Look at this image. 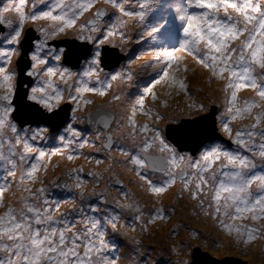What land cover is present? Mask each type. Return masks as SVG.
<instances>
[{
  "label": "snow or ice",
  "instance_id": "1",
  "mask_svg": "<svg viewBox=\"0 0 264 264\" xmlns=\"http://www.w3.org/2000/svg\"><path fill=\"white\" fill-rule=\"evenodd\" d=\"M100 2L31 0L30 12L25 11L28 0H6L0 5V33L7 29L0 40V264H120L122 259L126 264H147L155 249L129 237L128 230L135 232L139 226L144 234L149 225L170 220L176 209H165L161 198L177 182L181 187L174 193L175 199L188 193L200 214L214 221L232 243L247 246L264 239V166L257 171L253 158L258 155L264 161V104L256 100L240 103L237 96L241 89L251 88L264 101V5L253 0H180L174 5L172 19L161 15L146 29L153 40L161 36L176 39L175 45L161 44L154 51L160 72L132 105V117L139 110L151 123L137 125L129 117V130L121 137L129 143L114 141L105 134L103 149L125 158L118 161L109 156L114 165L134 173L145 195L155 198L151 210L146 211L145 204L118 179L112 186L117 187L126 203L115 198L109 201L104 191L86 193L85 179L80 176L82 168L68 169L45 186L40 173L47 174L53 156L71 162L79 158L80 149L96 147L94 142L82 139L84 133L74 127L85 120L78 113L92 103L84 99L85 93L104 97L114 81L133 78L130 71L105 72L115 53L106 52L103 46L109 43L113 49L123 51L122 45L109 37L119 34L122 41L126 40L123 30L128 21L142 25L153 11L152 0H133L134 9L129 0H103L105 7L96 8L92 18L77 29L79 18ZM41 20L50 23L30 30L36 33L34 36L26 32V24ZM69 30H74V43H50L67 36ZM185 56L212 77L224 78L228 73L223 88L225 109L219 115L213 110L214 101L194 102L187 112L181 109L179 114L162 113L154 107L145 110V97L151 94L155 102L153 87L162 81L170 86L178 84L186 96H191L185 80L176 75ZM257 67L262 70L258 75ZM60 83L66 87H60ZM120 100L121 95L113 93L108 102ZM62 104L71 107L65 109ZM163 107L167 108V103ZM253 109L260 111L253 113ZM193 112L197 118L186 119ZM238 118H250L253 123L233 135L230 125ZM87 119L93 122L90 115ZM101 119L109 128L111 118L101 115ZM216 121L220 131L237 146L235 149L206 143L218 139L210 127ZM116 126L123 124L117 121ZM100 135L98 132L97 139ZM41 140L52 143L40 146L36 142ZM185 144L193 145V153L200 152L199 158L178 151ZM217 162L218 167H214ZM157 173L160 179L154 180ZM65 177L74 183L69 184ZM36 183L41 187L33 189L30 185ZM209 187L210 194L205 191ZM13 188L16 200L6 204L5 193ZM53 188L69 195L55 199L50 193ZM61 204L72 207L57 216ZM125 212L131 213L132 219L122 223ZM245 220L251 223H236ZM179 228L177 222L169 236L178 235ZM199 235L190 232L191 239ZM120 237L128 242L123 256L120 253L125 244ZM191 247L187 242L179 247L173 243L169 254L185 257L176 264H196L195 258L191 262L186 258Z\"/></svg>",
  "mask_w": 264,
  "mask_h": 264
},
{
  "label": "rangeland",
  "instance_id": "2",
  "mask_svg": "<svg viewBox=\"0 0 264 264\" xmlns=\"http://www.w3.org/2000/svg\"><path fill=\"white\" fill-rule=\"evenodd\" d=\"M5 2L6 0L3 1V3ZM45 2H47V0H45ZM66 2H71V0H66ZM173 2L174 4H177L180 2V0H152L153 11L149 12L142 25H138L134 20L128 21L126 28L123 30L125 32V35L127 36L126 40L122 41V37L119 34L113 37H109V40H112L116 44L122 45L123 51H120L119 48L118 50L121 53H125L126 58L124 60L122 68H120L119 71L123 70L125 73L130 71L133 77L132 80H124L123 82L125 84L119 85L116 88L112 86L104 97H99L93 93H85L84 95V99L91 100L92 103L84 105L83 110L79 112L78 115L84 114L85 112H90V110L87 109L92 107V110L94 108L93 106H99L109 111L112 110L117 114V121L122 122L123 126L117 128L116 122L113 126L112 124L110 125L108 132L110 133L111 130L114 135V141L124 144L129 143L128 140H121V137L125 132L129 130L128 118L132 117V105L135 103L138 96L143 93L144 87L149 85V83L153 81L160 72V65L156 63V58L153 55L154 51L158 49L161 44H164L168 47L176 44L175 38H169L167 36H161L153 40V38L149 36L146 31V29L150 28L151 25L154 24L161 15H166L169 19L173 18L174 14L166 13L168 5ZM256 2L264 5V0H253V3ZM101 3H103V0H101L98 5ZM129 3L131 4V7L133 9L136 8V4L133 2V0H129ZM27 5L28 8H25V11L30 12L32 10L31 0H28ZM127 6L128 5H126V7ZM38 7H42V5L38 3ZM8 15H11L13 17L15 16L14 13H9ZM90 15V11H88L79 18V20L77 21V29L81 24H84L89 20L88 17ZM219 15L222 17L223 12L219 13ZM48 23L50 22L41 20L36 22L35 24L33 23V28L27 29L32 30L35 29L38 25H44ZM249 28H251V25H249ZM3 33H0L1 39H3V37L7 34ZM30 34L36 35V33L32 31ZM73 34L74 30H69L67 36L62 35L54 41L68 42L69 40H72L71 36ZM50 43H52V41ZM52 63L54 64L55 61H52ZM179 63L181 71L179 73H176V75L177 77L183 78L185 80V82L189 86L191 96H186L184 91L179 89L178 84L177 86H170L168 82L162 81L160 84H156L153 87V92L157 98L155 102L153 101L151 94L145 97V110H147L149 107H154L162 113L179 114V110L181 109L187 112L188 105L193 104L194 102H203L205 104H208L209 101H214L215 103L213 105L218 107L217 115L223 112L225 109V93L223 91V88L227 83L226 78L228 73H224V78L212 77L206 69H202L199 65H197L190 56H185ZM173 67L175 68V64L173 65ZM185 67L187 68L186 72L184 71ZM261 71L262 70L258 67L256 68L257 75ZM115 82L116 81H114L112 85ZM60 87L62 86L60 85ZM113 93L120 94L121 100L112 101L111 103H109L108 101ZM237 96L240 103H243L245 100H256L258 103L264 104V101H260L259 97L256 95V92L251 88L241 89L237 93ZM164 103H167V108L163 107ZM252 111L253 113H256L259 112L260 109H253ZM94 112L96 111L94 110L93 113ZM194 117H197V114L195 112L191 114V117H186V119H192ZM132 118L135 120L137 125L151 123L148 117L143 115L139 110ZM216 122L218 131L221 133V135L228 139V137L220 131L219 122ZM251 123H253V120L250 118H238L237 120L232 121L230 126L233 129V135H235V131L237 129H243ZM78 124L79 122L76 125ZM161 126L163 127V123L161 124ZM261 126L264 127V124H262ZM259 130V128L256 129V131ZM97 133L98 132H96L92 128L84 133L82 139L86 138L89 141L94 142L96 144V147L93 148L86 146L83 149H80L79 151L81 155L78 159L69 162L66 157L62 158L61 156H53L51 158L47 174L44 175L43 173H40L45 181V186L54 178L63 176L65 171L68 169L82 168L83 171L80 172V176L85 179L84 191L86 193L92 192L93 190H95L97 193L104 191L109 201H112L113 198H115L117 200H120L121 203H126L127 201H125L124 198L120 195L117 187L112 186L115 180L118 179L123 182L124 186L131 193L135 194L136 197L140 199L143 204H145L146 211L151 210L152 201L155 198L145 195V193L138 187L141 182L133 172L128 171L123 166H116L112 163V160L109 158V156L114 157L115 160L118 161H123L125 158L118 152L113 151L109 154L108 152L104 151L103 143L105 142V139L104 137L102 138V135H100L99 139H97ZM256 139V146L258 148L259 138L257 137ZM36 143L40 146H49L52 142L41 140L37 141ZM212 143H221L223 144V146L230 147L232 149H235L237 147L235 144H232L231 141L229 145L217 141L207 144L210 146ZM202 150L203 149H201V151ZM181 153H187L188 155H190V153L188 152ZM247 154L250 157L252 156V153ZM195 156L196 158H199L200 152H197ZM85 157L90 158L86 159ZM253 158L255 159L257 164V171H259L260 168L264 166V161H261L258 155ZM96 160H101L102 163L97 164ZM57 164H59V167H53ZM218 165L219 162H217V165H214V167H218ZM96 167H99V169L97 170ZM90 173L96 174V176H99L100 178L97 179L96 176L90 175ZM152 178L154 180L160 179V175L157 173ZM65 179L67 180V177H65ZM129 181H132V183H129ZM67 182L69 184L74 183V181L72 180H67ZM30 186L33 189L41 187L39 183ZM180 187V183L177 182V184L172 186V188H170L168 192L165 193L161 198L165 209H168L169 206H173L176 209L175 213L171 215L170 220H168L167 222L157 221L156 224L149 225L148 231L144 234H141L139 226H137V230L135 232L128 230L129 237H136L137 239L141 240L142 245L146 248L155 249V251L150 253L147 264H153L154 261L156 262V264H161V262H164V264H166L167 261H172V264H176V261L185 257L170 255L169 248L173 243H175L177 247H179L180 244L185 242L192 245L190 249H187L189 255L186 257L190 262L192 261L193 249L198 248L202 252L208 253L211 257L216 258L220 261L223 258L232 257L238 259L239 261L246 262V264H264V239H257L247 246H244L242 244L236 245L232 243L230 237L226 235L224 231L220 230L215 225L214 221L200 214L199 209L194 207L196 201L190 200L188 197V193H183V198L178 201L175 199L174 193H176L180 189ZM255 187L256 185L254 184L253 189H255ZM12 191H15V189L13 188L11 191L5 193L4 199L6 204L16 200V197L12 195ZM205 191L210 194L211 188L209 187L205 189ZM50 193L55 199H61L69 195V193L65 191L54 188L50 189ZM18 195L19 193H17V196ZM91 199H95V197H92ZM71 207V204H61L60 212H57L56 215L59 216L60 213L70 210ZM0 211H3V209H0ZM125 219L131 220L132 214L127 212L123 213L121 222L123 223ZM177 222H180L179 233L174 237H170L169 231L177 225ZM236 223L250 224L251 221H237ZM192 230L200 234L196 239L190 238V232ZM120 239L125 244V248L122 249L120 253V255L123 256L125 252H127L128 242L123 237H120ZM120 264H126V261L122 259Z\"/></svg>",
  "mask_w": 264,
  "mask_h": 264
},
{
  "label": "water",
  "instance_id": "3",
  "mask_svg": "<svg viewBox=\"0 0 264 264\" xmlns=\"http://www.w3.org/2000/svg\"><path fill=\"white\" fill-rule=\"evenodd\" d=\"M5 31V29H4ZM3 31V32H4ZM55 45H60V46H65L67 44H71V43H74L73 40H69L68 42L65 41V42H60V41H56L54 42ZM78 43V42H76ZM105 51L109 53V49L105 48ZM123 60V55H119L117 56L111 63V66L110 67H106L105 69H111L113 68L114 66L118 65L121 61ZM62 108H65V109H69L71 107V105H67V104H62L61 105ZM213 110L215 111V113L217 114L218 112V107L213 105ZM98 113L100 115H98ZM15 115V114H13ZM69 115H70V112H69ZM101 115H106L107 117H110L111 119L109 120V124L111 125V122H112V114L109 113V112H106V111H103V110H96V112H94L92 115H90L92 117V123H89L87 117L89 115H86V122L88 125H94L95 127H99L103 132H104V136L105 134H110L108 132V129L109 128H105L104 126V121L101 119ZM200 117L203 116L202 115H199ZM194 118H197V117H194ZM192 118V119H194ZM35 126V125H33ZM210 127H213L214 128V136L217 137L218 139H216L215 141H207L206 143H210V142H223L224 144H227L229 145L230 144V141L228 139H226L225 137H223L221 135V133L218 131V128H217V125L215 123V125H210ZM111 135V134H110ZM112 136V135H111ZM106 143V141L103 143V145ZM178 151H181V152H188L190 153V155H196L197 152L193 153V145H190V144H185V145H181L178 147ZM195 258L196 260V264H246V262H242V261H239L238 259H235V258H232V257H226V258H223L220 260L216 259V258H213L211 257L208 253H205V252H202L200 249L198 248H195L193 249V252H192V259Z\"/></svg>",
  "mask_w": 264,
  "mask_h": 264
},
{
  "label": "flooded vegetation",
  "instance_id": "4",
  "mask_svg": "<svg viewBox=\"0 0 264 264\" xmlns=\"http://www.w3.org/2000/svg\"><path fill=\"white\" fill-rule=\"evenodd\" d=\"M3 1L4 0H0V5L3 3ZM26 8H28V5L26 6ZM96 8H102V6H95V8H93L92 10H90V16L88 17L89 19L90 18H92V16H93V13L95 12V10H96ZM34 27V24L33 23H30V24H26V26H25V30H26V32H29V34L31 33V31L30 30H28L27 28H33ZM5 33H7V29H6V31L3 33V34H5ZM31 35V34H30ZM33 36L35 35V34H32ZM1 36V35H0ZM0 40H2L1 39V37H0ZM57 40V39H56ZM54 42H56V41H52V45H55V43ZM104 46H109V47H111L112 48V46L110 45V44H105ZM118 49V48H117ZM115 53V54H117L116 53V51H109V53ZM118 52H119V50H118ZM119 53H121V52H119ZM125 58H126V55H125ZM125 58H124V60H125ZM124 62V61H123ZM123 62H121L120 64H119V66L117 67V68H119L121 65H122V63ZM14 63H15V61H14ZM57 83H59V81L57 80ZM123 84H125L124 82H120L119 80L118 81H116L112 86H114V88H116L117 86H119V85H123ZM60 85L62 86V88L63 87H66L65 85H63L62 83H60ZM89 94V93H88ZM94 108L91 110V108L92 107H90L89 109H87V110H90V112H85L84 114H81L80 116H84L85 117V120H84V122L83 123H79L78 125H74V127H76V128H78V129H80L83 133H85L87 130H89V129H94L96 132H101V135H102V138L104 137V133L101 131V129L99 128V127H95L94 125H88L87 124V122H86V115H91L92 113H93V111L95 110H103V111H106V112H109V113H111L112 114V122H111V124H112V126L115 124V122H117V114L114 112V111H109V110H105V109H103V108H101V107H99V106H93ZM86 110V111H87ZM112 126H111V128H112ZM34 127V126H33ZM81 127H82V129H81ZM110 133H111V135H112V138H113V140H114V135H113V133L111 132V130H110ZM102 144V143H101ZM97 168V170L99 169V167H96ZM62 175V174H61ZM122 182V181H121ZM123 183V182H122Z\"/></svg>",
  "mask_w": 264,
  "mask_h": 264
},
{
  "label": "bare ground",
  "instance_id": "5",
  "mask_svg": "<svg viewBox=\"0 0 264 264\" xmlns=\"http://www.w3.org/2000/svg\"><path fill=\"white\" fill-rule=\"evenodd\" d=\"M166 2H168V1H166ZM165 2V3H166ZM174 2L173 3H170L169 5H168V8H167V10H166V13H169V14H174ZM170 6H173V7H170ZM144 77V76H143Z\"/></svg>",
  "mask_w": 264,
  "mask_h": 264
},
{
  "label": "clouds",
  "instance_id": "6",
  "mask_svg": "<svg viewBox=\"0 0 264 264\" xmlns=\"http://www.w3.org/2000/svg\"><path fill=\"white\" fill-rule=\"evenodd\" d=\"M119 55H121V54L117 52V56H119ZM123 58H125V55H124V53H123Z\"/></svg>",
  "mask_w": 264,
  "mask_h": 264
},
{
  "label": "trees",
  "instance_id": "7",
  "mask_svg": "<svg viewBox=\"0 0 264 264\" xmlns=\"http://www.w3.org/2000/svg\"><path fill=\"white\" fill-rule=\"evenodd\" d=\"M55 179V178H54Z\"/></svg>",
  "mask_w": 264,
  "mask_h": 264
}]
</instances>
